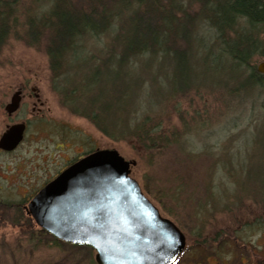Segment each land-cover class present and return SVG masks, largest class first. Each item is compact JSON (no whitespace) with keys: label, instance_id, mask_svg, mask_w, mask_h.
Wrapping results in <instances>:
<instances>
[{"label":"rangeland","instance_id":"obj_1","mask_svg":"<svg viewBox=\"0 0 264 264\" xmlns=\"http://www.w3.org/2000/svg\"><path fill=\"white\" fill-rule=\"evenodd\" d=\"M258 37L264 43V34ZM112 38V34L104 33L97 41L83 42L85 47L68 65V84L85 90V80L95 67L110 78L114 76L113 56L101 65L89 55L106 57L101 45L120 44ZM261 62L264 59L256 63L257 67ZM50 73L43 45L14 36L5 40L0 50V136L13 123L28 124L15 150L0 151V264H96L91 247L55 242L52 235L32 222L23 207L68 160L92 149H115L124 159L135 162L130 176L160 214L173 221L186 237L189 249H184L173 264H264V202L243 190L252 188L248 180L242 185L252 141L258 139L255 127L262 122L260 109L251 102L236 103L234 99L222 107L216 100L221 87H211L213 80H224L219 68L201 69L200 85L186 91V97L168 95V104H158L161 100L155 103L154 109L162 106L161 111H169L170 125L179 121L178 110L185 121H190L191 130L184 135V150L169 146L149 158L134 141L114 140L90 119L73 112L74 106L65 105L52 87ZM152 73H159L164 97L171 89L172 66L155 67ZM189 76L193 78L192 69ZM57 82L63 83L61 79ZM107 83L106 76L100 77L96 91L102 98L107 95L104 102H112L116 85ZM20 85L25 86L22 105L8 116L5 106ZM126 86L131 92L133 87ZM147 100L153 102L154 98ZM146 111L145 107L139 109L137 116ZM253 158L255 163L256 154Z\"/></svg>","mask_w":264,"mask_h":264},{"label":"trees","instance_id":"obj_2","mask_svg":"<svg viewBox=\"0 0 264 264\" xmlns=\"http://www.w3.org/2000/svg\"><path fill=\"white\" fill-rule=\"evenodd\" d=\"M186 2L188 5L183 0H0V50L10 36L43 45L52 87L64 104L73 105V112L90 119L108 137L134 141L147 158L169 146L184 150V135L191 130L190 121L178 110L179 121L170 125L169 111H161L162 106L154 109L155 103L168 104V95L186 97V91L200 85L201 69L219 68L224 80H211V87H221V95L214 97L219 104L224 107L234 99L260 109L262 122L255 127L258 139L252 141L249 161L241 173L242 185L247 180L253 185L243 190L264 202V73L256 64L264 59V43L257 38L264 34V0ZM104 33L119 40V46L101 45L106 50L104 58L88 54L101 65L113 56L114 76L95 67L85 80V90L68 84V65L85 47L83 42L97 41ZM164 65H171L174 74L171 89L162 97L159 73L153 75L152 69ZM103 76L107 85H116L112 102H104L107 95L102 98L96 91ZM60 79L62 85L60 81L56 84ZM127 84L133 87L131 92ZM150 97L153 102L147 100ZM144 107L146 114L137 116ZM255 154L258 160L254 163Z\"/></svg>","mask_w":264,"mask_h":264},{"label":"water","instance_id":"obj_3","mask_svg":"<svg viewBox=\"0 0 264 264\" xmlns=\"http://www.w3.org/2000/svg\"><path fill=\"white\" fill-rule=\"evenodd\" d=\"M264 73V62L257 67ZM20 92L5 106L16 111ZM24 123L9 126L0 149L13 150ZM134 161L115 149H96L42 186L26 206L36 225L65 243L89 246L96 264H173L186 237L130 176Z\"/></svg>","mask_w":264,"mask_h":264},{"label":"flooded vegetation","instance_id":"obj_4","mask_svg":"<svg viewBox=\"0 0 264 264\" xmlns=\"http://www.w3.org/2000/svg\"><path fill=\"white\" fill-rule=\"evenodd\" d=\"M17 91H19L20 92V97H22V98H20V103H19V106H18V109L16 110V111H18L19 109H20V107H21V102H22V100H23V98H24V95H25V86L24 85H20V87L18 88V89H16L15 91H14V93L15 92H17ZM31 91H32V95L34 96V98L38 101V102H40V98H39V96H38V93L37 92H35V89L34 88H31ZM11 98V97H10ZM40 104H42V102H40ZM41 110V108H38V111L37 112H39ZM7 113V112H6ZM14 113V112H13ZM12 114V113H11ZM11 114H8L7 113V115L8 116H10ZM19 123V122H18ZM20 123H24L25 124V130H24V133H23V138H24V134H25V132H26V130H27V121H21ZM13 124H17V123H13ZM12 124V125H13ZM11 126V125H10ZM9 127V126H8ZM7 127V128H8ZM6 128V129H7ZM22 138V139H23ZM17 147V146H16ZM15 147V148H16ZM15 148L13 149V150H15ZM13 150H10V151H5V150H2V149H0V151H3V152H11V151H13ZM95 149H92V150H90V151H81L80 152V155H78V157H75V158H73V159H71V160H68V163L64 166V167H62L61 169H59L51 178H49L45 183H43L36 191H34V193L33 194H31V196L28 198V200H27V204H28V202L30 201V199L39 191V189L42 187V186H44L47 182H49L50 180H52L53 178H55L62 170H64L67 166H69L70 164H72V163H74L76 160H78V159H80L81 157H83V156H85V155H87V154H89L90 152H93ZM26 206L27 205H23V207L25 208V210H26ZM26 212H27V210H26ZM28 214V213H27ZM29 215V214H28ZM29 218L32 220V222L36 225V223L34 222V220L31 218V216L29 215Z\"/></svg>","mask_w":264,"mask_h":264}]
</instances>
